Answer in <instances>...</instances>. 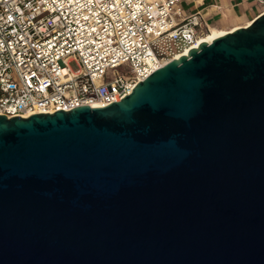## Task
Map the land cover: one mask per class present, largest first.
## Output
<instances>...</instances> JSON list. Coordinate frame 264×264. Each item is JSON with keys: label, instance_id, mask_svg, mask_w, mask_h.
<instances>
[{"label": "water", "instance_id": "water-1", "mask_svg": "<svg viewBox=\"0 0 264 264\" xmlns=\"http://www.w3.org/2000/svg\"><path fill=\"white\" fill-rule=\"evenodd\" d=\"M0 264H264V13L120 101L0 114Z\"/></svg>", "mask_w": 264, "mask_h": 264}, {"label": "built area", "instance_id": "built-area-1", "mask_svg": "<svg viewBox=\"0 0 264 264\" xmlns=\"http://www.w3.org/2000/svg\"><path fill=\"white\" fill-rule=\"evenodd\" d=\"M179 2L0 0V114L120 101L208 32L202 15H184Z\"/></svg>", "mask_w": 264, "mask_h": 264}, {"label": "crops", "instance_id": "crops-1", "mask_svg": "<svg viewBox=\"0 0 264 264\" xmlns=\"http://www.w3.org/2000/svg\"><path fill=\"white\" fill-rule=\"evenodd\" d=\"M184 15L199 12L208 28L231 30L243 26L264 11L255 0H180Z\"/></svg>", "mask_w": 264, "mask_h": 264}, {"label": "bare ground", "instance_id": "bare-ground-1", "mask_svg": "<svg viewBox=\"0 0 264 264\" xmlns=\"http://www.w3.org/2000/svg\"><path fill=\"white\" fill-rule=\"evenodd\" d=\"M252 21V20H251ZM250 21V22H251ZM249 22V23H250ZM247 23V24H249ZM246 24V25H247ZM239 27V26H238ZM237 27H233L231 30H224V29H217V28H209L208 32H205L203 35L200 36L199 42H211V39L219 34L232 31L233 29H236Z\"/></svg>", "mask_w": 264, "mask_h": 264}, {"label": "rangeland", "instance_id": "rangeland-1", "mask_svg": "<svg viewBox=\"0 0 264 264\" xmlns=\"http://www.w3.org/2000/svg\"><path fill=\"white\" fill-rule=\"evenodd\" d=\"M70 65L72 66L73 69L78 68V65H77V63H76L75 60H72V61L70 62Z\"/></svg>", "mask_w": 264, "mask_h": 264}]
</instances>
